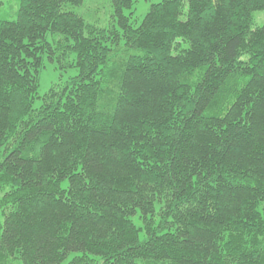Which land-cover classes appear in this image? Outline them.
<instances>
[{
	"label": "trees",
	"instance_id": "16d2710c",
	"mask_svg": "<svg viewBox=\"0 0 264 264\" xmlns=\"http://www.w3.org/2000/svg\"><path fill=\"white\" fill-rule=\"evenodd\" d=\"M82 2L0 18V264H264V0Z\"/></svg>",
	"mask_w": 264,
	"mask_h": 264
},
{
	"label": "rangeland",
	"instance_id": "374dc122",
	"mask_svg": "<svg viewBox=\"0 0 264 264\" xmlns=\"http://www.w3.org/2000/svg\"><path fill=\"white\" fill-rule=\"evenodd\" d=\"M159 1L134 0L132 5V20L134 24L137 25L142 20L152 3ZM18 7L19 0H0V18L15 19ZM70 9L81 15L86 22L91 24L107 27L113 22V9L110 0H83L81 5L72 6ZM125 13H128V10ZM253 25H264V9L253 12ZM76 73L75 68L60 69L56 62H52L45 57L44 67L39 73L38 94H44L54 84H64ZM37 103L38 101H36ZM133 220L136 225H140L137 215L133 217Z\"/></svg>",
	"mask_w": 264,
	"mask_h": 264
}]
</instances>
